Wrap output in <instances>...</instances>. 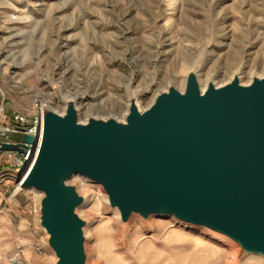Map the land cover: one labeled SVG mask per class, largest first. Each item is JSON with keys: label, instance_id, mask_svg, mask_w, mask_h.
<instances>
[{"label": "rangeland", "instance_id": "rangeland-1", "mask_svg": "<svg viewBox=\"0 0 264 264\" xmlns=\"http://www.w3.org/2000/svg\"><path fill=\"white\" fill-rule=\"evenodd\" d=\"M192 69L201 90L233 72L242 85L264 76V0H0V132L17 126L16 115L61 113L68 97L81 122H123L131 93L144 110L168 87L184 89ZM22 161L0 157V264H52L39 198L17 187ZM70 184L88 199L79 211L88 264H261L173 218L132 216L122 227L100 185Z\"/></svg>", "mask_w": 264, "mask_h": 264}, {"label": "water", "instance_id": "water-1", "mask_svg": "<svg viewBox=\"0 0 264 264\" xmlns=\"http://www.w3.org/2000/svg\"><path fill=\"white\" fill-rule=\"evenodd\" d=\"M197 72L144 110L131 93L123 122H81L64 100L62 113L43 111L38 137L0 132V156L34 147L17 184L41 195L36 217L52 264H88L89 222L79 214L88 199L75 177L102 187L122 227L132 216L173 218L229 240L241 262L264 264V76L202 91Z\"/></svg>", "mask_w": 264, "mask_h": 264}, {"label": "built area", "instance_id": "built-area-1", "mask_svg": "<svg viewBox=\"0 0 264 264\" xmlns=\"http://www.w3.org/2000/svg\"><path fill=\"white\" fill-rule=\"evenodd\" d=\"M4 109L3 107H0V116L2 117ZM43 108H40L39 111L37 112L36 116L34 119L29 121L28 119L24 118L21 115H16L14 116V121L16 122L15 127L9 129L6 128L3 131L13 133V134H29L34 137H37L38 131L40 129L41 123H42V114H43ZM5 139L0 138V144L2 142H5ZM34 150L33 146H30L29 149L27 150V155H23V161H22V167L27 165V162L29 159H27L28 154L30 155Z\"/></svg>", "mask_w": 264, "mask_h": 264}, {"label": "bare ground", "instance_id": "bare-ground-1", "mask_svg": "<svg viewBox=\"0 0 264 264\" xmlns=\"http://www.w3.org/2000/svg\"><path fill=\"white\" fill-rule=\"evenodd\" d=\"M194 63H195V62H194ZM194 63H193V64H194ZM194 68H195V67H194ZM233 76H234V77H237L236 72H235V73L233 72ZM207 80H209V78H208ZM207 80H206V81H207ZM202 91H203V90H202ZM180 92H183V89H181ZM130 97H131V96L129 95L128 98H127V100H129ZM65 100H66V101H69V100L74 101V102H75V106H76V108H77V104H76V101H75L74 98H72V97L69 98V97H68V98H66ZM66 101L63 102V109H62V112L65 110V106H66L65 103H66ZM62 112H61V113H62ZM125 116H126V114H125ZM125 116H124V117H125ZM24 135H29V134H24ZM37 137H38V134H37ZM3 154H5V153H3ZM26 155H27V154H26ZM26 155H25V156H26ZM28 155H29V154H28ZM31 156H32V153H31L29 156H27V159L30 160V159H31ZM0 157H1V156H0ZM25 167H26L25 165H24L23 167H22V166L20 167V170H21L20 173H22V171L24 170ZM18 186H19V185L17 184V187H18ZM17 187H16V188H17ZM19 188H20V186H19ZM19 188H17L16 190L19 191V190H18ZM34 194H35V197H37V198H39V197L41 196L39 193H34ZM106 203H107V201H106ZM114 217H115L116 221L119 220V214H118L117 212H114ZM139 220H140V219H139ZM129 221H130V220H129ZM140 222H141V221H140ZM143 228H144V227H143ZM87 229H88V228H87ZM87 229L85 228V230H84V236H85V239H89V238H90ZM202 232H203V231H202ZM201 235L205 236V232H204V233H201ZM203 236H201V237H203ZM251 260H252V259H251ZM258 263H259V262H258Z\"/></svg>", "mask_w": 264, "mask_h": 264}]
</instances>
